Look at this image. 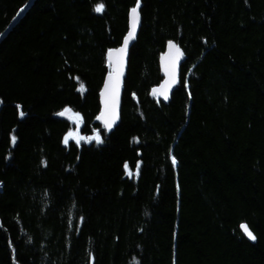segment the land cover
<instances>
[{
    "label": "trees",
    "instance_id": "1",
    "mask_svg": "<svg viewBox=\"0 0 264 264\" xmlns=\"http://www.w3.org/2000/svg\"><path fill=\"white\" fill-rule=\"evenodd\" d=\"M28 2L0 0V34ZM138 2L121 122L103 133L106 56ZM170 41L187 60L163 104ZM0 184V264H264V0H37L0 45Z\"/></svg>",
    "mask_w": 264,
    "mask_h": 264
},
{
    "label": "water",
    "instance_id": "2",
    "mask_svg": "<svg viewBox=\"0 0 264 264\" xmlns=\"http://www.w3.org/2000/svg\"><path fill=\"white\" fill-rule=\"evenodd\" d=\"M35 2H36V0H30L26 4V6L22 8V9H24V11L23 12L19 11L20 15H16V17L12 20V22L10 23L7 30L0 36V45L7 38V36L16 28V26L25 18L26 14L32 9ZM129 20H130V31H131L132 30L131 15L129 17ZM139 26H140V20H138L137 27H136L135 34H134L133 38H131L129 40L127 48L123 53H121L119 50L124 47V42H123V45L121 46V48L109 52L112 54L111 59L109 58V53L107 54L108 63H109V66L111 67L110 73L113 74L114 78H115L116 74L119 73V90H118V94L116 96V100L119 102V105H117L118 119L116 120L113 127H115L116 123L119 121L120 109H121L120 105H121V100H122L123 94H124L123 84L127 78V71H128V63H129L128 52L131 49V47H132V45H133V43L137 37V34L139 32ZM126 39H128V37ZM174 56H175V49H171L169 47L168 54L162 58L161 65H160V71H161V77L163 79V82H162L163 84H161L160 87L156 88V89H160L161 91H164L165 89H167L168 99L165 100L163 95L160 94V92H157L155 95H153V91L151 93V97H159L164 103L170 102V100H171L170 98L172 97L173 90L175 89V87L177 86L178 81H179L178 80L179 66H180V63L182 61L180 59L181 56L176 61V80H175V82L174 83L170 82V78H169V71L171 70V61H172V58ZM110 83L111 82L109 81V74H108V76L105 78L102 90H101L100 95H99L100 108L102 109L101 115L103 113H105V100H106V98L108 99V101L112 100L113 92H112V89L110 87ZM99 124H101L103 127L106 128L104 120L102 121V123H99ZM113 127L111 129H113Z\"/></svg>",
    "mask_w": 264,
    "mask_h": 264
},
{
    "label": "snow or ice",
    "instance_id": "3",
    "mask_svg": "<svg viewBox=\"0 0 264 264\" xmlns=\"http://www.w3.org/2000/svg\"><path fill=\"white\" fill-rule=\"evenodd\" d=\"M139 8H140V4L139 2L137 3V5L131 9V20H132V30L129 32L128 34V39H126L124 41V47L121 48L119 51L121 53H123L126 48L127 45L129 43V40L131 38H133L134 34H135V30L137 27V23L139 20ZM97 13H102L104 10V5L98 4L95 9H94ZM24 9H21L20 12H23ZM20 12L17 13V15H20ZM2 35V34H0ZM169 47L171 49H175V56L172 58L171 61V70L169 71V78H170V82L174 83L176 80V61L178 60V58L180 56L183 55V53L181 52V50L179 49L178 46H176L175 44L170 43ZM111 53H109V58L111 59ZM109 81L110 83V87L112 89L113 95H112V101H111V105H109V101L106 98L105 100V113H103L100 117H97V119H103L105 122V126L108 130H111V128L113 127V125L115 124L116 120L118 119V114H117V102H116V96L118 94V90H119V73L116 74L115 78L113 77L112 73H109ZM84 86L81 84L80 86V91H84ZM157 92H160L161 95H163L164 99L167 100L168 99V92L167 89H165L164 91H161L160 89H154L153 90V95H155ZM72 110L66 108L63 112L58 113V115L60 116H64L66 113H70ZM21 115H23V113L21 112ZM75 118L77 120V122H79L82 117H80V115L78 113L74 114ZM77 134L74 132H69L65 138H64V144L68 145L69 141L71 139H73L74 137H76ZM84 137H78L76 139V143L79 144L80 140H83ZM89 142H91L92 140H95L97 143H102V139L100 137L99 134H97L96 136L90 137L88 138ZM15 136L12 137V142L13 144L15 143ZM177 163L175 157H172V164L175 165ZM125 169L128 171V174L131 176L133 173L131 172V170L129 169L128 164H125ZM138 171H139V164L137 165V171H136V175H138ZM82 219V218H81ZM241 229L242 232L250 239L255 241L256 240V236L254 235V233L250 230L249 226L247 224H241Z\"/></svg>",
    "mask_w": 264,
    "mask_h": 264
},
{
    "label": "bare ground",
    "instance_id": "4",
    "mask_svg": "<svg viewBox=\"0 0 264 264\" xmlns=\"http://www.w3.org/2000/svg\"><path fill=\"white\" fill-rule=\"evenodd\" d=\"M30 1V0H29ZM37 1V0H36ZM36 3V2H35ZM130 17V16H129ZM139 20H140V26H139V32H138V34H137V37H136V39H135V41H134V43H133V45H132V47H131V49L129 50V52H128V55L130 56V53H131V51H132V49L134 48V46H135V44L137 43V41H138V39H139V36H140V34H141V31H142V27H143V21H142V16L140 15V12H139ZM129 32H130V20H129V23H128V32H127V34H126V36H125V38H124V40L128 37V34H129ZM124 40H123V42H124ZM123 42H122V45H123ZM170 43H172V44H175L176 46H178L179 47V49L181 50V52L183 53V55L181 56V63H180V66H179V77H178V84H179V82H180V78H181V73H182V68H183V65L185 64V62H186V55H185V53L183 52V50L180 48V46L179 45H177L175 42H173V41H170V42H168L167 43V45H166V47H165V50H164V52L159 56V69H160V65H161V61H162V58L163 57H165L167 54H168V50H169V44ZM106 66H107V68L110 70L111 69V67L109 66V63H108V58H107V56H106ZM128 67H129V63H128ZM127 74H128V71H127ZM160 76H161V71H160ZM127 79V78H126ZM161 79H162V77H161ZM126 81V80H125ZM162 82H163V79H162ZM161 82V84H163ZM125 83V82H124ZM160 84V85H161ZM178 84H177V86H178ZM160 85L158 86V87H160ZM176 86V87H177ZM158 87H156V88H158ZM176 87H175V89H176ZM156 88H154V89H156ZM153 89V90H154ZM175 89L173 90V93H174V91H175ZM123 90H124V84H123ZM152 90V91H153ZM152 91H151V93H152ZM173 95V94H172ZM123 96H124V94H123ZM151 98H157V99H159L163 104H168V103H164L159 97H151ZM171 99V98H170ZM111 101L112 100H110L109 101V105H111ZM171 101V100H170ZM116 102H117V105H119V102L116 100ZM122 106H123V98H122V100H121V105H120V117H119V121L116 123V125H115V127H113V129H111V130H108V129H106L105 127H103L101 124H99V123H102V121H103V119H97V117H100L101 116V113H102V109L100 108V112H99V114H97V116H95L96 118H95V125H97L99 128H100V132H103V133H107V134H109V133H112L114 130H117L118 129V125H119V123L121 122V113H122ZM72 112H70V113H67V114H65L64 116H60V115H56L55 117L57 118V119H59V120H66V121H68V122H70L72 125H73V131L72 132H74V133H76L77 134V136L76 137H74L73 139L74 140H76L78 137H83L82 135H81V127H82V121H80V124H76V122H75V120L72 118V116H75L74 114H71ZM69 115H71V117L69 116ZM97 134H99L100 135V133L98 132V133H96L94 136H96ZM72 139V140H73ZM83 140H85V139H83ZM83 140H80V142L81 141H83ZM86 140H88L89 141V139H86ZM92 141H94V142H96L95 140H92ZM88 143H90V142H88ZM97 143V142H96ZM98 144H100V143H98ZM145 154H148V153H145ZM144 154V155H145ZM148 167V166H147ZM1 185V184H0ZM243 224H245V223H243ZM239 226H241V224L239 225ZM250 228V227H249ZM250 230H251V228H250ZM240 232H241V234H242V236L247 240V242H249L250 244H253V245H255L256 244V240L255 241H253V240H250L243 232H242V229H241V227H240Z\"/></svg>",
    "mask_w": 264,
    "mask_h": 264
},
{
    "label": "rangeland",
    "instance_id": "5",
    "mask_svg": "<svg viewBox=\"0 0 264 264\" xmlns=\"http://www.w3.org/2000/svg\"><path fill=\"white\" fill-rule=\"evenodd\" d=\"M72 118L75 120L76 124H80V121H81V120H80L79 122H77L75 116H72Z\"/></svg>",
    "mask_w": 264,
    "mask_h": 264
}]
</instances>
